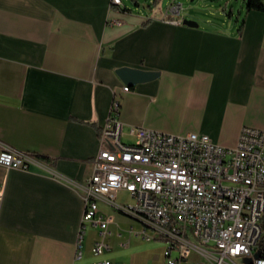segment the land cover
Wrapping results in <instances>:
<instances>
[{
	"label": "crops",
	"instance_id": "crops-1",
	"mask_svg": "<svg viewBox=\"0 0 264 264\" xmlns=\"http://www.w3.org/2000/svg\"><path fill=\"white\" fill-rule=\"evenodd\" d=\"M168 9L0 0V151L6 145L47 158L35 156L27 170L0 164V264H164L166 242L136 235L131 228L140 223L104 201L107 247L92 252L102 229L89 225L85 256L76 259L85 209L77 183L100 151L114 98L128 141L132 125L203 133L226 146L244 126L264 130V12H247L243 0L241 20L232 7L226 26L209 19L189 26ZM121 67L159 75L128 83ZM198 258L192 253L182 264Z\"/></svg>",
	"mask_w": 264,
	"mask_h": 264
},
{
	"label": "built area",
	"instance_id": "built-area-1",
	"mask_svg": "<svg viewBox=\"0 0 264 264\" xmlns=\"http://www.w3.org/2000/svg\"><path fill=\"white\" fill-rule=\"evenodd\" d=\"M121 5L122 0H111ZM182 6L171 4L168 14L180 15ZM175 23L183 20L173 18ZM124 86V90H129ZM120 101L114 98L100 132V151L90 161L91 171L77 183L85 209L77 237L76 259L85 256L84 237L89 225L101 227V239L91 250L104 252L110 217L100 201L140 223L131 231L147 240L166 242L164 264H182L192 253L202 256L187 264H238L236 257L264 264L258 251L264 216V130L244 126L233 146L214 142L209 135L129 126L132 140L123 138L118 118ZM35 156L3 145L0 164L29 169ZM128 192L134 203L118 200ZM193 238L206 247L197 245ZM89 264H122L99 259Z\"/></svg>",
	"mask_w": 264,
	"mask_h": 264
},
{
	"label": "rangeland",
	"instance_id": "rangeland-1",
	"mask_svg": "<svg viewBox=\"0 0 264 264\" xmlns=\"http://www.w3.org/2000/svg\"><path fill=\"white\" fill-rule=\"evenodd\" d=\"M124 3L133 10H140V7L146 10L150 8L153 13L165 12L171 4H180L186 18L195 20L201 25H205L209 19L213 24L226 26L229 23V11L232 7L234 21L238 15L240 20L243 17L242 14H238L243 0H124ZM118 200L122 203H134V199L126 191L118 193ZM233 260L238 264H245L241 257H236Z\"/></svg>",
	"mask_w": 264,
	"mask_h": 264
},
{
	"label": "water",
	"instance_id": "water-1",
	"mask_svg": "<svg viewBox=\"0 0 264 264\" xmlns=\"http://www.w3.org/2000/svg\"><path fill=\"white\" fill-rule=\"evenodd\" d=\"M183 23L189 26H198V22L195 20L185 18ZM118 73L120 74L121 78L128 83H136L139 81L151 79L159 75V72L156 71H145L141 69H135L130 67H121L118 69ZM260 254L259 251L255 253V256L258 257ZM244 262L246 264L252 263V258H244Z\"/></svg>",
	"mask_w": 264,
	"mask_h": 264
},
{
	"label": "trees",
	"instance_id": "trees-1",
	"mask_svg": "<svg viewBox=\"0 0 264 264\" xmlns=\"http://www.w3.org/2000/svg\"><path fill=\"white\" fill-rule=\"evenodd\" d=\"M245 9L247 12L252 11V10L264 12V0H245ZM243 23H244V21L242 20L240 23V29L242 28ZM33 155L42 159V160L47 159L45 156H39L37 154H33ZM261 226L263 229V235H262V238L260 239V241L258 243L257 250L259 252H264V216H263V219L261 221Z\"/></svg>",
	"mask_w": 264,
	"mask_h": 264
}]
</instances>
